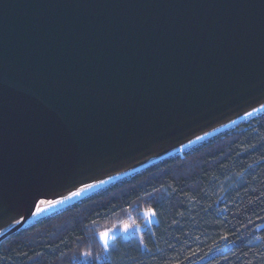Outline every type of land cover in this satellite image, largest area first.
Masks as SVG:
<instances>
[{
    "label": "water",
    "instance_id": "95a60500",
    "mask_svg": "<svg viewBox=\"0 0 264 264\" xmlns=\"http://www.w3.org/2000/svg\"><path fill=\"white\" fill-rule=\"evenodd\" d=\"M263 104L264 0H0V242Z\"/></svg>",
    "mask_w": 264,
    "mask_h": 264
},
{
    "label": "trees",
    "instance_id": "16d2710c",
    "mask_svg": "<svg viewBox=\"0 0 264 264\" xmlns=\"http://www.w3.org/2000/svg\"><path fill=\"white\" fill-rule=\"evenodd\" d=\"M0 264H264V112L7 236Z\"/></svg>",
    "mask_w": 264,
    "mask_h": 264
},
{
    "label": "bare ground",
    "instance_id": "6f19581e",
    "mask_svg": "<svg viewBox=\"0 0 264 264\" xmlns=\"http://www.w3.org/2000/svg\"><path fill=\"white\" fill-rule=\"evenodd\" d=\"M264 109V104L259 106L257 109H255L254 111L248 113V114H245L239 118H237L236 120L230 122V123H227L225 125H223L222 127L218 128V129H215V130H212L208 133H206L205 135L197 138V139H194L193 141L191 142H188L186 144H183L182 146L178 147L177 149L173 150L172 152H170L169 154H178V153H183L184 150L190 148V146L192 145H195L196 143L200 142L201 140H204L206 138H208L209 136L225 129V128H228L234 124H237L238 122L240 121H243V120H246L247 118H249L250 116L256 114L257 112L261 111ZM130 174V173H129ZM123 176L125 175H121V176H118V177H114L108 181H105V182H100L98 184H95L93 186H90L82 191H80L79 195H72V196H69L67 198H64V199H61L57 202H54L48 206H45V207H41L39 208L38 210L34 211L33 213L30 214L29 218L27 219V222H30V221H33V220H38L44 216H47L53 212H56L58 210H61L65 207H67L68 205H71L73 204L74 202H77L79 199L83 198L84 196L88 195L89 193L109 184V183H112L116 180H119L120 178H122ZM7 230L6 229H3L0 231V236Z\"/></svg>",
    "mask_w": 264,
    "mask_h": 264
},
{
    "label": "rangeland",
    "instance_id": "374dc122",
    "mask_svg": "<svg viewBox=\"0 0 264 264\" xmlns=\"http://www.w3.org/2000/svg\"><path fill=\"white\" fill-rule=\"evenodd\" d=\"M143 216H145V221H144V227L148 226L150 223L154 222V218L152 217L150 212H143ZM142 228L134 226V227H127V230L125 228H120V229H114L110 231H106L108 233L107 235V246L109 244L110 239L113 236L119 235L122 238H128L129 236L133 235L134 233L140 231ZM100 242L102 246L106 249L107 246H105V241L99 236Z\"/></svg>",
    "mask_w": 264,
    "mask_h": 264
},
{
    "label": "snow or ice",
    "instance_id": "6c2138e0",
    "mask_svg": "<svg viewBox=\"0 0 264 264\" xmlns=\"http://www.w3.org/2000/svg\"><path fill=\"white\" fill-rule=\"evenodd\" d=\"M79 194H80L79 192L73 193V195H79ZM42 203H43V201H42ZM149 211H151V210H149ZM125 230H127V226H125ZM107 235H108L107 232L100 233L101 238L105 241V246H107ZM84 255L86 257H88V256H91V253L85 252Z\"/></svg>",
    "mask_w": 264,
    "mask_h": 264
}]
</instances>
